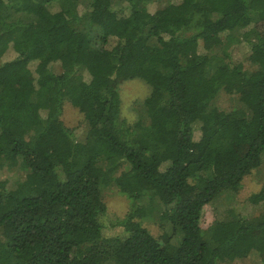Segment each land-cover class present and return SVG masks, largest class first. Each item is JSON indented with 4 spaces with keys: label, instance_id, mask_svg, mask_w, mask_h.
I'll use <instances>...</instances> for the list:
<instances>
[{
    "label": "trees",
    "instance_id": "trees-1",
    "mask_svg": "<svg viewBox=\"0 0 264 264\" xmlns=\"http://www.w3.org/2000/svg\"><path fill=\"white\" fill-rule=\"evenodd\" d=\"M153 1L0 0V60L15 54L0 63V173L21 172L0 180V264H225L252 253L264 264V187L248 198L260 215L204 221L263 163L264 0L150 12ZM231 44L247 46L249 68L221 50ZM131 81L150 94L129 124L119 91ZM220 93L241 107L217 109ZM65 104L83 116L82 140L60 120ZM107 187L132 203L115 224ZM155 212L170 230L159 238L141 221Z\"/></svg>",
    "mask_w": 264,
    "mask_h": 264
},
{
    "label": "rangeland",
    "instance_id": "rangeland-1",
    "mask_svg": "<svg viewBox=\"0 0 264 264\" xmlns=\"http://www.w3.org/2000/svg\"><path fill=\"white\" fill-rule=\"evenodd\" d=\"M180 0H154L147 5L150 12H154L157 9H161L168 3H178ZM116 6L123 3V0H113ZM241 33H236L239 37ZM200 52L201 43L199 47ZM226 51L229 55V59L232 63H241L244 68H249L248 63H245V58L249 54L247 46L244 44L240 45H230L227 49H221ZM15 57L13 52L4 55L2 61H8ZM32 70L34 66L31 67ZM84 77H87L84 75ZM120 99H121V112L122 118L127 121V123L132 124L136 119H138L139 113H141L140 103L150 94L149 88L141 81H131L126 82L120 87ZM139 104V105H138ZM215 107L219 110L230 112L241 107V104L236 96H229L225 93H220L217 101L215 102ZM61 122L63 125L70 129H76L75 135L78 140H82L85 134V124L83 116L78 112V110L71 107L69 104H65L63 112L61 115ZM199 130H195L194 139L199 138ZM21 172L18 170L7 171L6 169L0 173V180L6 179L11 183H15L19 180ZM264 187V159L262 166L246 177L242 184L241 191L236 195L226 193L215 200L211 205L205 208L204 221L205 228H208L214 221L224 219L229 216L232 212L238 216L244 218H252L260 215L263 212V208L260 206H252L248 202V198L259 192ZM102 198L108 209V220L115 224L118 219H123L126 214L131 210L132 203L126 199L123 195L118 193L116 188L107 187L102 192ZM160 214L155 212L154 214L148 216L142 221L143 226L149 230L151 235L155 238L161 237L163 231L161 227H164V231L169 233V225L164 224L161 226L162 222L159 219ZM112 235H122V230L117 228L115 231H111ZM225 264H262L260 258L256 253H252L247 259L234 261Z\"/></svg>",
    "mask_w": 264,
    "mask_h": 264
}]
</instances>
